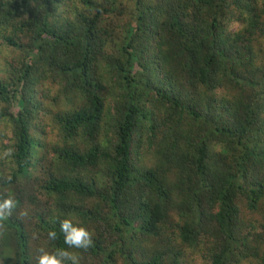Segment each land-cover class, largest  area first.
I'll return each instance as SVG.
<instances>
[{
	"label": "trees",
	"instance_id": "trees-1",
	"mask_svg": "<svg viewBox=\"0 0 264 264\" xmlns=\"http://www.w3.org/2000/svg\"><path fill=\"white\" fill-rule=\"evenodd\" d=\"M263 52L264 0H0V56H11L0 103L19 100L18 116L0 113V153L12 150L0 200L17 205L0 221V264H36L41 249L79 264H185L187 247L197 264H264ZM56 79L62 174L40 165L30 131L46 112L37 90ZM176 210L179 244L162 246ZM248 213L253 237L241 233ZM63 219L93 246L69 249Z\"/></svg>",
	"mask_w": 264,
	"mask_h": 264
},
{
	"label": "rangeland",
	"instance_id": "rangeland-1",
	"mask_svg": "<svg viewBox=\"0 0 264 264\" xmlns=\"http://www.w3.org/2000/svg\"><path fill=\"white\" fill-rule=\"evenodd\" d=\"M235 29L236 30L238 29V25L235 26ZM256 41L259 42L258 39ZM10 58H11V56L9 54H6L4 57L0 56L1 67H3L5 64V61L9 60ZM263 62H264V56H263ZM0 74L5 76V77L11 76L6 68L0 69ZM245 80H248V79H245ZM245 80L242 81V84L244 83ZM59 89H60V83L56 79L55 82H53V81L51 82L50 80L46 82V92H45V90L44 91L37 90V97L43 102V105L45 107L46 112H41L39 114V116L35 119V121L33 123V127L31 128L30 131H31V134H35L38 137L37 143H39L41 146V147L37 148L38 151L40 152V154H44L46 156H48L50 154L53 146H55L57 144H61V135H60V131L58 128V123L57 124L55 123L54 117H56L57 112H62V113H60V115L63 113H67L66 108H67L68 104L66 102V99L62 100L58 96ZM228 89H231L236 94H237V92L242 93L246 99H250V97H251V91L250 90H246L244 92H241L240 90L235 88L234 84L232 87L228 86ZM12 90L13 89H11L10 91H12ZM9 98H10V103H8V104H1L0 103V113L3 115L10 114V115L15 117L19 111V108L17 105V94H13L12 96L9 95ZM55 99L57 100V102H54ZM73 103H75V102H73ZM74 106H78V105L76 104ZM55 120H56V118H55ZM5 123L8 127H11V125L9 124L7 119H6ZM154 149H155V147H154ZM151 152H153V151H151ZM143 156L146 159L147 165H151L155 161L152 154L145 153V154H143ZM53 168L56 169V171H58L61 174L65 169L63 167V165L60 163H54ZM98 213H99V217L102 218L104 221H107L111 217L110 212L107 209H105L103 206L98 208L97 214ZM256 218H258V217L253 218L251 216V214L248 213L246 220L241 219L243 222V225L241 228L242 234L249 235L250 237H253L255 235V233L261 231L255 225H253L252 223H250L248 221L250 219H254L253 221L255 222V224L258 225L259 220ZM180 223H181V218H180L178 211L176 210L173 213H171L170 218H169V223L166 224V228L160 232L159 239H162V241L160 242L162 246L166 245L168 243L169 239H177L175 241V244H179V240L177 237V230L173 226H176L177 224H180ZM248 225H249V227H248ZM251 245L254 246L255 244L252 243ZM144 249H145V252H153L156 249L155 248V242H150V241L147 243L145 242L144 243ZM200 250H201V252L204 253L206 250V244H202ZM184 251L188 254L190 253V255H188V261L182 260L183 263H185V264H197L200 262L199 257H198V255L200 254V251L197 250L196 247H187L184 249ZM134 257L136 258V261L138 262L141 259V252H139L138 250H135L134 251ZM242 264H254V262L251 260H247Z\"/></svg>",
	"mask_w": 264,
	"mask_h": 264
},
{
	"label": "clouds",
	"instance_id": "clouds-1",
	"mask_svg": "<svg viewBox=\"0 0 264 264\" xmlns=\"http://www.w3.org/2000/svg\"><path fill=\"white\" fill-rule=\"evenodd\" d=\"M18 103L19 100L17 99V105ZM39 147L41 146L38 143L35 145L34 149L38 153V157L42 158L40 165H50L51 167H53V163L51 161H57V159L51 154H49L48 156L40 154L37 149ZM11 155V149L5 150L3 153H0V159L10 157ZM16 207V202L12 198H4L0 200V221H5L10 218ZM2 227L3 224H0V228ZM59 229L63 234L64 244L67 245L69 249L74 248L88 250L93 246L94 242L92 239V234L86 228L74 225L71 219L60 220ZM47 238L49 241H55L57 239V232L55 230H49L47 233ZM66 261H69L70 264H79V256L77 254L69 252L66 249H56L51 253L41 249L40 254L36 257V264H65Z\"/></svg>",
	"mask_w": 264,
	"mask_h": 264
}]
</instances>
